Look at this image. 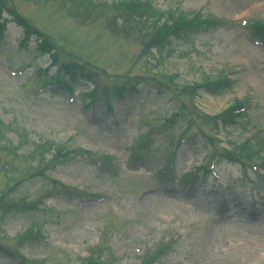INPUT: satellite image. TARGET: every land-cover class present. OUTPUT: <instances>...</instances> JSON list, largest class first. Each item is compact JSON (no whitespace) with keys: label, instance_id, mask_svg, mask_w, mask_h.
Masks as SVG:
<instances>
[{"label":"rangeland","instance_id":"rangeland-1","mask_svg":"<svg viewBox=\"0 0 264 264\" xmlns=\"http://www.w3.org/2000/svg\"><path fill=\"white\" fill-rule=\"evenodd\" d=\"M151 1L160 11L200 12L232 24L189 42L173 40L172 52L157 60L154 68L152 59L138 58L141 46L134 37L110 36L105 24L112 14L106 17L104 12L100 18L90 14L89 7L72 3L10 0L22 16L50 35L59 47L60 61H70L73 55L104 70L107 75L98 74L97 80L101 90L123 83L135 87L121 99L113 98L111 110L103 100L87 105L83 94L93 85L78 82L67 94L49 84L56 69L47 68V57L33 54L34 39L26 51L21 50L22 31L8 25L0 39V122L11 129L0 144L15 148L22 133L27 143L19 154L49 142L114 159L99 167L98 161L78 155L46 172L62 185L98 198L44 194L41 178L27 180L18 189V194L38 200L39 212L0 216V242L12 248L8 240L34 223L44 241L14 246L28 260L81 264L96 246L103 250L104 264H140L146 253L162 244L169 245L168 250L153 264H264V174L247 169L244 175L238 165L217 163L213 174L205 177L201 168L207 165L201 164L206 151L200 137L183 141L168 153L169 141L159 132L163 119L176 112L177 101L160 73L177 74L178 86L224 76L233 84L221 95L198 91L195 100L185 97L184 103H194L201 113L213 116L234 101H243L246 111L239 125L215 134L208 126L202 128L226 149L256 134L264 145V46L250 37L244 25L264 22V0ZM0 158L3 165L9 161L4 154ZM168 158L173 182L158 174ZM12 163L19 171L25 167L24 160ZM190 172L196 175L194 182L180 181ZM0 264H16V260L0 252Z\"/></svg>","mask_w":264,"mask_h":264},{"label":"trees","instance_id":"trees-1","mask_svg":"<svg viewBox=\"0 0 264 264\" xmlns=\"http://www.w3.org/2000/svg\"><path fill=\"white\" fill-rule=\"evenodd\" d=\"M62 2L72 3L78 7H89V12L94 13L97 17L104 18V12L109 17L112 14L110 21H107L105 26L109 31L110 36L118 37L121 33L126 36L134 37V41L141 46V51L138 58L144 60H153L154 68L157 64V60L161 61L164 56L172 52L171 40H180L182 42H189L192 37L202 31H207L215 27L226 26L227 23L221 20L206 18L199 13L184 14L179 10H167L160 11L156 9L151 0H121L120 2H114L107 4L99 0H39L37 4L46 5L49 2ZM71 16V14H69ZM77 19V16H73ZM95 16H92L93 20H98ZM80 21V20H78ZM81 22V21H80ZM9 23L14 24L23 31V37L20 40V47L23 50L27 49V45L32 37L36 38L37 45L34 53L39 56L49 55L52 60V65L59 67L58 73L49 78V82L54 83L61 87L63 91H73V86L80 81H87L94 86L93 93L85 94V100L93 101L98 97H102L109 105L113 98H122L123 93L127 86L130 84L123 83L122 86L110 87L101 90V87L97 85L98 74L107 75L104 70L91 64L88 61L83 62L78 57H74V60L67 61V63H60L57 47L53 40L40 31L33 22L22 16L21 13L16 10L14 4L10 0H0V39L3 36L4 31ZM81 23H85L81 22ZM251 29L252 37L264 44V23L260 21H254L249 26ZM82 64H79V62ZM147 62V61H146ZM159 77L165 82V88L170 91L172 96L178 101V114L172 116L164 122V126H167L165 132L167 139L173 146V142L176 137L185 138L189 136L194 129L197 133L209 140L210 149L209 157L207 160L213 161H228L230 163H236L241 165H255L257 167H264V147L262 138L259 136L249 137L239 145H232L230 150H225L216 147L217 143L211 137H207L203 126H208L209 129L217 131V127L220 124L222 128L227 129L235 127L240 124L243 117L242 109L244 107L242 102H234L230 107L213 117L206 116L199 113L193 105L186 104V98L193 99L196 97V91L203 89L215 95L222 94L225 90L231 88V81L225 77H218L216 79L206 78L201 85H184L178 86L176 80L178 76L176 74L166 75L159 74ZM158 86H163L158 83ZM132 89L133 87H129ZM186 97L184 101H180V97ZM178 123L180 132L179 135H174V126ZM174 126V127H173ZM10 127H5L0 122V138L3 137ZM21 140L19 145L15 148H10L0 145V155L4 154V158L7 161L5 165L0 168L3 169L4 189L0 191V212L2 215L7 213H18L24 210L38 211V205L36 203H26L23 197L14 198L11 194L20 186L26 177L42 176L45 177V172L49 168H54L56 165L67 163L72 155L78 153H85L81 150H68L62 146H55L52 143L44 142L39 145H32V149L27 154L17 153L18 149L23 143H27L26 136L19 134ZM175 136V137H174ZM1 140V139H0ZM206 148L207 145L205 144ZM88 157H93L89 153H85ZM49 156V158L47 157ZM98 157V156H94ZM100 161L104 159L110 160L109 157L99 156ZM25 162V167L21 171L15 169L16 167L12 163L13 161ZM4 160L0 158V164ZM36 163V166H31L32 163ZM9 168V169H8ZM169 169L168 167H165ZM50 184V190H58L62 193H75L80 194L75 189H69L58 184L56 181H48ZM25 204V205H24ZM23 209V210H22ZM41 239L39 231H34L31 226L24 234L16 237L13 241L15 244H21L25 241L39 240ZM0 249L5 250L7 255L16 260L17 264H37L35 261H30L23 258L9 249H5L0 245ZM163 251V248L159 249V252L154 254L158 256ZM92 256L89 257L84 264H102L100 257L101 252L95 251V248L91 250ZM153 257V255H152ZM152 258L146 257L144 264H150Z\"/></svg>","mask_w":264,"mask_h":264}]
</instances>
